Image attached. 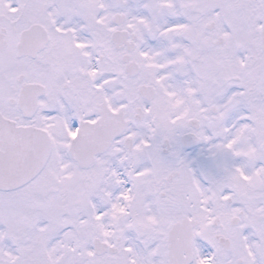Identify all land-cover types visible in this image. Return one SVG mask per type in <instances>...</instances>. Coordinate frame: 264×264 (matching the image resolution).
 <instances>
[{"label":"snow or ice","instance_id":"1","mask_svg":"<svg viewBox=\"0 0 264 264\" xmlns=\"http://www.w3.org/2000/svg\"><path fill=\"white\" fill-rule=\"evenodd\" d=\"M0 264H264V0H0Z\"/></svg>","mask_w":264,"mask_h":264}]
</instances>
